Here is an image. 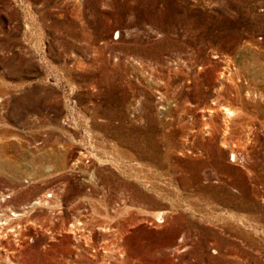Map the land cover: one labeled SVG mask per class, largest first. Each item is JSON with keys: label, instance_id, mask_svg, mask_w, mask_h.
Segmentation results:
<instances>
[{"label": "rangeland", "instance_id": "374dc122", "mask_svg": "<svg viewBox=\"0 0 264 264\" xmlns=\"http://www.w3.org/2000/svg\"><path fill=\"white\" fill-rule=\"evenodd\" d=\"M0 264H264V0H0Z\"/></svg>", "mask_w": 264, "mask_h": 264}]
</instances>
